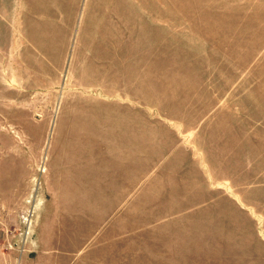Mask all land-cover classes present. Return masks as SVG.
<instances>
[{
  "label": "rangeland",
  "instance_id": "rangeland-1",
  "mask_svg": "<svg viewBox=\"0 0 264 264\" xmlns=\"http://www.w3.org/2000/svg\"><path fill=\"white\" fill-rule=\"evenodd\" d=\"M0 264H264V0H0Z\"/></svg>",
  "mask_w": 264,
  "mask_h": 264
}]
</instances>
